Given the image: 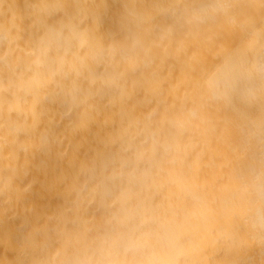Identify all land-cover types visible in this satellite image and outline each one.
Wrapping results in <instances>:
<instances>
[{
  "label": "clouds",
  "instance_id": "9594fccd",
  "mask_svg": "<svg viewBox=\"0 0 264 264\" xmlns=\"http://www.w3.org/2000/svg\"><path fill=\"white\" fill-rule=\"evenodd\" d=\"M121 3L117 34L109 0H0V264H264V0ZM56 108L100 132L16 235Z\"/></svg>",
  "mask_w": 264,
  "mask_h": 264
},
{
  "label": "bare ground",
  "instance_id": "6f19581e",
  "mask_svg": "<svg viewBox=\"0 0 264 264\" xmlns=\"http://www.w3.org/2000/svg\"><path fill=\"white\" fill-rule=\"evenodd\" d=\"M108 9L102 31L119 34V21L123 10L121 0H109ZM66 125L67 120L62 118L61 110L54 109L45 117L41 127L53 129L61 136L63 143L54 144L46 151L20 154L17 162L19 168L17 183L21 188H28V191L20 199L2 205L9 227L16 235H19L16 229L20 220L13 217L25 212L43 216L58 207L67 185L63 174L79 160L92 155L100 126L94 124L87 130L71 132ZM29 185L31 187H28Z\"/></svg>",
  "mask_w": 264,
  "mask_h": 264
}]
</instances>
